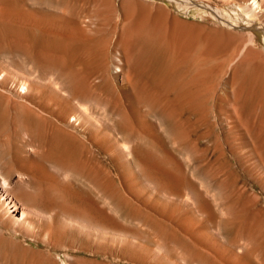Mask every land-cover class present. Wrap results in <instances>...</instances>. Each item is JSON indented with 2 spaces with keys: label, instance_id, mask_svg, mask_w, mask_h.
Here are the masks:
<instances>
[{
  "label": "rangeland",
  "instance_id": "rangeland-1",
  "mask_svg": "<svg viewBox=\"0 0 264 264\" xmlns=\"http://www.w3.org/2000/svg\"><path fill=\"white\" fill-rule=\"evenodd\" d=\"M147 1L134 0L130 9L129 1L120 6L122 0H0V171L10 182L13 197L46 211L52 208L50 201L61 204L71 199L68 177L60 176L57 164L69 157L64 162L76 168L80 150L62 145L59 129L49 122L73 114L75 105L67 93L74 86L101 92L110 107L125 111L136 137L127 165L110 156L113 145L106 130L86 127L85 132L91 141L86 149L89 161L101 160L107 173L104 185L115 196L103 203L105 229L135 237L128 245L106 236L95 257L92 234L81 241L67 227L45 222L33 228L39 236L51 232L50 243L44 244L0 224V264H37L40 259L41 264L46 255L38 250L48 251L58 263L57 254L64 251L70 262L93 256L98 264H264V66L247 58L250 48H242L247 36L232 26L240 3ZM188 5L193 8L188 10ZM262 6L264 13V2ZM260 19L264 22V16L254 17L252 25H259ZM144 29H151L153 36ZM262 39L255 38L250 50H264ZM114 56L141 70L139 90L121 89L103 74ZM23 73L39 81L24 93L17 92ZM50 76L64 80L61 93L49 88ZM30 109L39 115L40 126L29 122ZM87 111L112 127V120L102 118L95 108L87 106ZM146 123L151 126V143L144 140ZM92 142L100 144V154ZM146 147L154 183L150 190L143 187ZM71 181L94 200L90 176ZM160 182L166 196L156 190ZM61 231L66 236L59 242ZM156 246L162 247L159 254H154Z\"/></svg>",
  "mask_w": 264,
  "mask_h": 264
},
{
  "label": "bare ground",
  "instance_id": "bare-ground-1",
  "mask_svg": "<svg viewBox=\"0 0 264 264\" xmlns=\"http://www.w3.org/2000/svg\"><path fill=\"white\" fill-rule=\"evenodd\" d=\"M119 1V0H118ZM125 1H129V5L128 7H130V9L134 8L133 7V3L134 0H122V3L120 4L123 5L125 4ZM149 1V0H148ZM147 1V2H148ZM158 2H164V0H157ZM167 1V0H166ZM168 1H173L174 0H168ZM239 1V5L236 7V9L238 10V15H235V22L232 24L233 27L235 28H241L243 29V33L246 34L247 36V42L245 43V45L242 48H246L247 46L251 49L255 38H263L262 40H264V22L263 20L260 21L259 25H255L253 26L251 23V20L254 17H257V19H259V17L264 16L263 13V6L262 3L264 2V0H238ZM150 2V1H149ZM118 3V2H117ZM153 4V3H152ZM116 6V4H115ZM190 6V5H188ZM187 6V7H188ZM122 8V7H120ZM193 6H190L188 8L192 9ZM84 9V8H83ZM69 14V12H68ZM80 14V13H79ZM119 15V14H118ZM74 16V15H73ZM121 16V14H120ZM220 16V15H219ZM51 18V17H50ZM120 21V20H119ZM239 21H242V23H240ZM231 22V21H230ZM91 23V22H90ZM165 23V22H164ZM129 24V23H127ZM63 25V24H62ZM85 25V24H84ZM113 25V24H112ZM60 27V26H59ZM85 27V26H84ZM48 28V27H47ZM61 28V27H60ZM113 28V27H112ZM136 28V27H135ZM67 29V28H66ZM64 30V29H63ZM90 30V29H89ZM145 32L147 33V35L149 36H153V31L151 29H144ZM52 31V30H51ZM118 31V30H117ZM241 31V30H240ZM133 32V31H132ZM137 32V31H136ZM144 32V33H145ZM78 33V32H77ZM81 33V32H79ZM121 33V32H120ZM142 33V34H144ZM91 34V33H90ZM115 34V33H114ZM89 35V34H88ZM121 35V34H120ZM134 35V34H133ZM113 36V35H112ZM124 37V36H123ZM76 38V36H75ZM72 38V39H75ZM79 39L78 42L80 40H82V38L78 37ZM95 38V37H94ZM93 38V39H94ZM142 38V37H141ZM71 39V38H70ZM91 39V38H90ZM93 39H91L90 41H92ZM97 39V38H96ZM69 40V37H68ZM98 40V39H97ZM116 40V39H115ZM120 40V39H119ZM145 40V39H144ZM71 41V40H70ZM73 41V40H72ZM118 41V40H117ZM134 41V40H132ZM81 42V41H80ZM81 43H84V45L87 43L86 40H83ZM81 43H79L81 45ZM94 43V42H93ZM115 45L117 42H114ZM133 43V42H132ZM264 43V42H263ZM78 44V43H77ZM105 44V43H104ZM109 44V43H108ZM113 44V43H112ZM76 45V44H75ZM88 45V44H86ZM126 46V44H124ZM130 45V44H129ZM79 46V45H77ZM93 46V45H92ZM133 46V45H132ZM135 46V45H134ZM141 46V44H140ZM153 46V45H152ZM89 47V46H88ZM129 47V46H128ZM79 48V47H78ZM143 48V47H142ZM152 48V47H151ZM154 48V46H153ZM82 49V48H81ZM80 49V50H81ZM90 49V47H89ZM114 49V48H113ZM248 51V57L249 59H257L260 62L263 63L264 66V50L263 48H261L259 51H252L250 50ZM68 50V49H67ZM84 50V49H83ZM110 50V49H109ZM115 50V49H114ZM138 49H135V51ZM146 50V49H145ZM103 51V50H102ZM126 51V49H125ZM124 51V52H125ZM132 51V50H131ZM140 51V50H139ZM143 51V50H142ZM166 51V49H165ZM169 51V50H168ZM167 51V52H168ZM84 52V51H83ZM87 52V51H86ZM127 52V51H126ZM141 52V51H140ZM150 52V51H149ZM162 52V51H161ZM166 52V53H167ZM72 53V52H71ZM103 53V52H102ZM109 53V51L107 52ZM68 54V51H67ZM70 54V53H69ZM92 54V53H91ZM96 54V53H95ZM98 54V53H97ZM104 54V53H103ZM116 54V53H115ZM142 54V53H141ZM149 54V53H148ZM159 54V53H158ZM168 54V53H167ZM171 54V52H170ZM106 53L103 55L105 56ZM179 55V54H178ZM152 56V53H151ZM162 55H160V58ZM77 57V56H76ZM96 57V56H95ZM108 57V56H107ZM115 59L114 61H112V66L109 67V69L107 71H104L103 74H106L108 76L107 79H109V77L113 80V82H118L120 85L121 89H126L128 91V89H132L138 86L139 81H141V76H140V71L138 72L135 68H133L130 64V62L125 59L124 61L122 60V64H121V59L119 58V56H114ZM122 57V56H121ZM74 58V57H73ZM82 58V57H81ZM105 58V57H104ZM111 58V57H110ZM159 58V57H158ZM166 59V56H165ZM89 60V59H88ZM93 60V59H92ZM152 60H155L154 58ZM77 61V60H76ZM79 61V60H78ZM108 61V60H107ZM160 61V60H159ZM91 62V61H90ZM104 62V61H103ZM132 62V61H131ZM146 62V61H145ZM149 62V61H148ZM152 62V61H151ZM155 62V61H154ZM152 62V64L154 63ZM164 62V61H163ZM75 63V62H74ZM94 63V62H93ZM138 63V62H137ZM162 63V61H161ZM160 63L159 66H161L162 64ZM88 64V63H87ZM86 64V65H87ZM104 64H106L105 62L103 63V66H105ZM145 64V63H144ZM149 64V63H148ZM167 65V63H163V65ZM179 64V63H178ZM99 65V64H98ZM102 65V63H101ZM138 65V64H136ZM150 65V64H149ZM162 65V67H163ZM182 65V64H181ZM184 65V63H183ZM100 66V65H99ZM141 66V65H140ZM160 67V68H162ZM167 67H170L167 66ZM103 68V67H102ZM106 69V66L104 67ZM103 68V69H104ZM139 68V67H138ZM155 68V67H154ZM179 68V67H178ZM102 69V70H103ZM149 69V66H148ZM158 69V67H157ZM157 69L155 70V72L157 71ZM168 69V68H166ZM18 70V69H17ZM102 70L100 69V72L102 73ZM145 70V68H144ZM147 70V68H146ZM163 70V69H161ZM165 70V69H164ZM264 70V67H263ZM14 71V70H13ZM99 71V69H98ZM98 71H96V73H98ZM145 71H143L144 73ZM154 72V73H155ZM162 72V71H160ZM159 72V73H160ZM147 73V72H145ZM149 73V72H148ZM147 73V74H148ZM152 73V71H151ZM158 73V74H159ZM162 74V73H160ZM167 74V72H166ZM165 74V75H166ZM95 75V74H94ZM98 75V74H97ZM96 75V76H97ZM156 75V74H155ZM163 75V74H162ZM103 76V75H102ZM144 76V75H143ZM153 76V75H152ZM157 76V75H156ZM6 77V76H5ZM155 77V76H154ZM158 77V76H157ZM164 77V75H163ZM109 79V80H111ZM145 79V78H144ZM149 78H147L148 80ZM153 79V78H150ZM165 79V78H164ZM174 79V78H173ZM172 81L174 82L176 79H174ZM179 79V78H178ZM182 79V78H181ZM181 79L178 80L179 82H181ZM189 79V78H188ZM18 80V79H17ZM105 80V79H103ZM167 80V79H166ZM76 81V80H75ZM159 81V80H158ZM161 81V79H160ZM163 81V80H162ZM177 81V80H176ZM64 80H61L60 82L56 81L54 78H52L51 76L48 78L47 80V84L49 86V88L55 92V93H61L64 89L61 88V85H63ZM104 82V81H103ZM102 82V83H103ZM112 82V81H111ZM43 83V82H42ZM107 83V82H106ZM162 83V82H161ZM176 83V82H175ZM39 84V81L32 77L29 74H21V82L18 85V89L17 92H26L28 89H30V87H34L36 85ZM44 84V83H43ZM168 84V83H167ZM172 84V83H171ZM178 84V83H177ZM183 83L181 82V85ZM76 85V84H75ZM89 86V85H88ZM140 86V85H139ZM139 86H138V90H139ZM168 86V85H167ZM165 85V87H167ZM175 86V85H174ZM189 86V85H188ZM72 87V86H71ZM144 87V86H143ZM70 88V87H69ZM116 88V87H115ZM146 88V87H145ZM173 88V87H172ZM3 89V88H2ZM179 89V88H178ZM176 89V90H178ZM20 90V91H18ZM114 90V89H113ZM145 90V89H144ZM159 90V89H158ZM166 90V89H164ZM171 90V89H170ZM174 90V89H173ZM182 90V89H179ZM172 91V90H171ZM233 91V90H232ZM111 92V91H110ZM114 92V91H113ZM157 92V91H156ZM179 92V91H178ZM195 92V91H194ZM234 92V91H233ZM152 95V92H150ZM27 94V93H26ZM133 95V93H130ZM171 94H174L173 92ZM176 94V93H175ZM174 94V96H175ZM18 96V95H17ZM116 96V95H115ZM155 96V95H154ZM153 96V97H154ZM173 96V97H174ZM195 96V95H194ZM103 95L101 94V92H96L95 90H89V91H82L81 89H79L78 87L74 86L72 87L68 93H67V98L69 101H71L75 107L73 108V114L65 119H58V120H52L49 123L52 125V127H56L57 129H59V133H60V142L62 145H64L65 147L68 148H78V150H80L79 153V162L80 163L77 167L75 164V167H72L71 165L69 166L68 160L66 161L67 158H62V161L58 162L59 164H57L58 166V171L59 174L62 178H64V180L66 179V177H68V179H66V187L69 190V194H70V200L67 203H52L50 200V202H48V204L52 205V208L50 209V211H46L44 209L38 208L35 205H30V204H25L24 202L22 203L21 201L17 200L16 198L13 197V195L9 192V186H10V182L8 181V179L4 178V176L2 175V172L0 171V224H2L6 229L10 230L11 232L18 234L19 236L23 237V238H31L32 241H40L44 244H49L50 239L52 238V234L50 231H47L45 233H42L41 236H39V233L34 232L33 228L34 226L38 225L40 226L43 223H48L49 227H51L54 223H58V225H62L64 227H67L70 231H74V233L76 232L77 235L79 237H81V241L82 238H89L91 235V237L95 240L96 242V253L93 254V256L98 257L100 250H101V246H100V242H103L104 237L109 236L110 240L112 241H118V242H126L128 245V241L131 240V238H135V237H131L130 235L127 234H116V232H108L105 229L104 223H105V216H104V210H103V203H107L105 202V200L107 201V199H111L114 196V193L111 192L110 190H108V188L105 187L104 185V177L106 176V170L103 167V164L101 162V160L97 157H92L91 161H89V157L87 155V147H88V138L85 136V132L87 130L86 127H93L96 129H102L103 131L106 130V132L108 133L111 141H112V151L110 153L111 157H116L119 158L120 160L123 159L127 165L130 164L132 161L130 159L131 155L133 154L132 151H134L136 149V137H135V133H134V127L130 121L129 116L127 115V113L123 110H120L116 107H110V105H108L105 101L104 98H102ZM118 97V96H117ZM10 98V97H9ZM157 98V97H156ZM128 99V98H127ZM142 99V98H141ZM174 99V98H173ZM107 100V99H106ZM152 100V99H151ZM156 100V99H155ZM20 101V100H19ZM139 101V100H138ZM167 101V100H166ZM25 103V102H24ZM151 103V101H148V104ZM161 103V102H160ZM172 104V103H171ZM160 105V104H159ZM195 105V104H194ZM21 106V105H20ZM87 106L89 107H93L96 110H98L100 112V114H102V118H110L112 120V127H107L103 122L100 121V119L93 115L92 113L90 114L89 111H87ZM117 106H119L117 104ZM151 107L155 106V104H151ZM163 108L164 106L161 105ZM160 106V107H161ZM25 107V106H24ZM159 107V106H158ZM159 107V108H160ZM15 108V107H14ZM26 109V107H25ZM158 109V108H157ZM188 109V108H187ZM196 109V108H195ZM29 109H27V112ZM159 110V109H158ZM161 110V108H160ZM159 110V111H160ZM186 110V109H185ZM191 110V109H190ZM164 111V110H163ZM15 112V111H14ZM166 112V111H164ZM177 112V111H175ZM144 114L146 113V111L143 112ZM32 117H30V121L31 124H35L37 126V124L39 125V115L34 111L30 109V113ZM172 114V113H171ZM180 114V113H179ZM196 114V113H195ZM11 116V115H10ZM27 116V115H26ZM47 116V115H46ZM50 116V115H49ZM47 116V117H49ZM151 116V115H150ZM194 116V115H193ZM28 117V116H27ZM51 117V116H50ZM145 117V116H144ZM189 117V116H188ZM17 118V117H16ZM41 118V117H40ZM29 119V118H28ZM44 120V119H43ZM147 120V119H146ZM197 120V119H196ZM14 121V120H13ZM25 123L27 122L26 120H24ZM49 121V120H48ZM144 121V120H143ZM8 122V121H7ZM17 122V121H16ZM45 122V120H44ZM165 122V121H164ZM168 122V121H167ZM165 122V123H167ZM203 122V121H202ZM43 123V121L41 120V124ZM46 123V122H45ZM13 124V123H12ZM28 124V123H27ZM49 124V125H50ZM174 124V123H173ZM30 125V124H29ZM34 125V126H35ZM43 125V124H42ZM46 125V124H45ZM12 125H10L11 128ZM22 126V125H21ZM40 126V125H39ZM187 126V125H186ZM13 127V126H12ZM15 127V126H14ZM19 127V126H18ZM46 127V126H45ZM50 127V126H49ZM151 127V126H150ZM149 123L145 124V135H144V140L146 141V143L149 141H151V138L149 137L150 134H148L149 130ZM196 127V126H195ZM147 128V129H146ZM13 129V128H12ZM30 129V127H29ZM47 129V128H46ZM119 129H121L122 131H120ZM151 129V128H150ZM186 129V128H185ZM189 130V129H188ZM17 131V130H16ZM164 131V130H163ZM7 132V131H6ZM48 132V130L46 131ZM30 133V132H29ZM37 133V132H36ZM151 133V132H150ZM27 134V133H25ZM25 134L23 136H25ZM49 134V133H48ZM51 134V133H50ZM53 134V133H52ZM51 134V135H52ZM28 135V134H27ZM16 136V134H15ZM58 136V134H57ZM151 136V135H150ZM26 137V136H25ZM12 138V137H11ZM14 138V137H13ZM16 138V137H15ZM44 138V136H43ZM59 137H57L58 139ZM150 138V140H149ZM26 139H29V137ZM39 139V138H38ZM170 139V138H169ZM178 139V138H177ZM4 140V138H3ZM18 140V139H17ZM24 140V139H23ZM13 141V140H12ZM46 141V140H45ZM58 141V143H59ZM153 141V140H152ZM160 141V140H159ZM14 142V141H13ZM91 142V141H89ZM42 143V142H41ZM57 143V142H56ZM151 143V142H150ZM33 144V143H32ZM46 144V143H45ZM44 144V145H45ZM143 144V143H142ZM153 144V143H152ZM155 144V142H154ZM153 144V145H154ZM4 145V144H3ZM31 146V144H28ZM34 145V144H33ZM39 145V144H38ZM48 145V144H47ZM55 145V144H54ZM91 147H96L97 148V153L100 154L101 151V147L100 144L92 142L90 143ZM180 145V144H179ZM182 145V144H181ZM8 146V145H7ZM21 146V145H20ZM35 146V145H34ZM61 146V145H60ZM159 146V145H158ZM37 147V146H36ZM35 147V148H36ZM39 147V146H38ZM37 147V148H38ZM48 147V146H47ZM160 147V146H159ZM41 148V146H40ZM46 148V147H45ZM49 148V147H48ZM12 149V148H11ZM33 150V148H31ZM66 149V148H65ZM51 150V149H50ZM57 150V149H56ZM55 150V151H56ZM89 150V149H88ZM35 151V149L33 150ZM66 151V150H65ZM64 151V152H65ZM73 151V150H72ZM149 151V147L145 148V151L143 152V163L144 166L146 168V173L143 176V187L144 190L148 187L149 190L150 188H152L153 186L151 185L152 182V176H151V164H150V155L148 153ZM25 152V151H24ZM36 152V151H35ZM34 152V153H35ZM41 152V151H40ZM52 152V151H51ZM59 152V151H58ZM89 152V151H88ZM5 153V152H4ZM3 153V154H4ZM15 153V152H14ZM38 153V152H36ZM42 153V152H41ZM30 154V153H29ZM39 154V153H38ZM37 154V155H38ZM52 155V154H51ZM64 155V154H63ZM62 155V156H63ZM93 155V153H92ZM251 155V154H250ZM36 156V155H35ZM55 156V154L53 155ZM67 156V155H66ZM69 156V154H68ZM166 156V155H165ZM249 156V155H248ZM24 157V156H22ZM39 157V156H38ZM52 157V156H51ZM190 157V156H189ZM44 158V157H43ZM59 158V157H58ZM72 158V157H71ZM3 159V158H2ZM1 159V160H2ZM70 159V158H69ZM61 160V159H60ZM72 160V159H71ZM57 161V160H56ZM66 161V162H64ZM90 162V163H89ZM1 163V162H0ZM75 163V162H74ZM56 165V164H55ZM1 166V165H0ZM74 166V165H73ZM264 167V166H263ZM264 169V168H263ZM2 170V169H1ZM145 170V169H143ZM11 171V170H10ZM6 172V171H5ZM143 172V171H142ZM145 172V171H144ZM8 173V172H7ZM3 176V177H2ZM9 176V175H8ZM91 177L92 179V185H93V189L94 190V200H92L90 198V196L88 195V193L84 190H82L80 187H78L77 185H75L71 179L76 180L78 178H88ZM110 177V176H109ZM111 179V178H110ZM115 179V178H114ZM113 179V180H114ZM27 180V178H26ZM109 181V180H108ZM21 182V181H20ZM109 184V183H107ZM154 184V183H153ZM109 186V185H108ZM152 186V187H151ZM146 187V188H145ZM92 188V187H91ZM123 188V187H122ZM168 188V187H167ZM114 189V188H113ZM120 190V188H118ZM153 189V188H152ZM148 190V189H147ZM156 190L158 192H160V194L162 192H166V188L165 186L160 182L157 183L156 185ZM113 191V190H112ZM118 192V191H117ZM167 193V192H166ZM187 193V192H186ZM118 194V193H117ZM163 194V193H162ZM188 194V193H187ZM186 194V195H187ZM120 195V194H118ZM117 195V196H118ZM122 195V194H121ZM164 195V194H163ZM162 195V196H163ZM116 196V197H117ZM128 196V195H127ZM166 196V195H164ZM115 198V196H114ZM113 198V199H114ZM172 198V197H171ZM119 199V198H117ZM172 200V199H171ZM185 200V199H184ZM189 198L188 196L186 197L185 201H188ZM189 202V201H188ZM193 202V201H192ZM108 204V203H107ZM131 204V203H130ZM120 206V205H118ZM117 206V207H118ZM106 207V206H105ZM126 207V205H125ZM111 208V207H110ZM119 208V207H118ZM112 209V208H111ZM113 211V210H112ZM197 212V211H196ZM112 216V215H111ZM116 218V217H115ZM108 221V220H107ZM163 221V220H162ZM120 222V221H118ZM171 222V221H170ZM111 223V222H110ZM109 224V223H108ZM120 224V223H119ZM55 225V224H54ZM60 226V228H62L61 230L63 231V228ZM41 227V226H40ZM67 229V230H68ZM2 231V230H1ZM59 233V242L61 240H63V238L66 236L64 235V233ZM67 233V232H66ZM71 234H73L71 232ZM108 234V235H106ZM70 236V234H68ZM67 235V237H68ZM76 235V234H74ZM76 235L77 238H74L78 240V236ZM72 236V235H71ZM95 236V237H94ZM143 236V235H142ZM1 237V236H0ZM51 237V238H50ZM73 237V236H72ZM141 238V237H140ZM148 239V238H146ZM151 239V236L149 237L148 241ZM80 241V240H79ZM105 241V240H104ZM145 242V241H144ZM192 242V241H191ZM62 243V242H61ZM133 244V241H132ZM137 244V243H135ZM134 244V246H135ZM130 245V244H129ZM197 245V244H196ZM56 246V245H55ZM137 246V245H136ZM201 246V245H200ZM32 248V247H30ZM36 248V247H35ZM133 248V247H131ZM33 249V248H32ZM162 250L161 246H156L154 251V254H159ZM5 251V250H4ZM37 252L43 253L44 255H46L44 259V263H43V259H42V263L41 264H98L97 258H93L92 259H87L86 257L82 258H73V261H69L71 259H68V254H63L61 253V255L57 254V257L59 258V263L58 261H56L54 258H52V255L48 252V251H44V250H38ZM209 252V251H208ZM10 253V252H9ZM8 254V253H7ZM34 254V253H33ZM191 254V253H190ZM211 254V253H210ZM10 255V254H9ZM106 255V254H105ZM227 255V254H226ZM157 256V255H156ZM1 257V256H0ZM70 257V256H69ZM198 257V256H197ZM56 258V257H55ZM25 259V258H24ZM28 259V258H27ZM187 259V258H186ZM200 259V258H199ZM1 260V259H0ZM16 260V259H15ZM41 260V259H40ZM39 260V261H40ZM29 261V260H28ZM38 261L37 264H39L40 262ZM201 262L198 261V263ZM2 263V262H1ZM9 263V262H8ZM207 263V262H206ZM6 264V263H4ZM12 264V262H11ZM28 264V263H27Z\"/></svg>",
  "mask_w": 264,
  "mask_h": 264
}]
</instances>
